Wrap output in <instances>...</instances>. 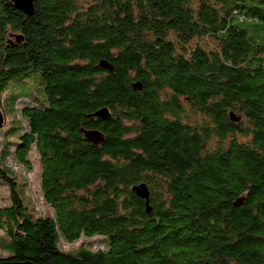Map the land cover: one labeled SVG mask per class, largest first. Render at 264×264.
Instances as JSON below:
<instances>
[{
  "label": "trees",
  "instance_id": "trees-1",
  "mask_svg": "<svg viewBox=\"0 0 264 264\" xmlns=\"http://www.w3.org/2000/svg\"><path fill=\"white\" fill-rule=\"evenodd\" d=\"M33 2L0 0V110L11 82L42 93L0 139V264H264V0ZM32 155L44 215L18 191Z\"/></svg>",
  "mask_w": 264,
  "mask_h": 264
},
{
  "label": "rangeland",
  "instance_id": "rangeland-1",
  "mask_svg": "<svg viewBox=\"0 0 264 264\" xmlns=\"http://www.w3.org/2000/svg\"><path fill=\"white\" fill-rule=\"evenodd\" d=\"M81 4H85L86 0H78ZM192 45L195 44H201L204 45L207 49L215 48L217 46V43L212 38H204L203 40H194ZM41 90L38 83V78L36 76L32 78L25 79L22 82H11L9 86L6 89L4 100H3V111L5 113V124L2 128H0V139H5L6 141L10 142H16L17 137L15 135H6V131L15 125L14 120L16 121V116L18 117V114L16 112V106L13 104V100L16 97H19V100L23 99H30L40 100L41 97ZM23 108L22 104L18 106V109L21 110ZM183 116L193 120V121H201L203 120L202 116L199 114H196L189 106L185 107ZM32 162L34 164V169L32 172L26 174L27 180L20 177V182H28L30 192L25 189V187L20 186L19 187V193L24 199L25 204L30 209V211H33L35 208L37 209V213L44 215L47 214L50 211V207H48L43 200V196L41 194L40 190V180H39V163H36L34 160V156L31 157ZM9 197L8 189L7 188H1L0 189V201L6 203L7 199ZM2 204V203H1ZM8 240V236L6 233L2 230H0V241L5 242ZM102 237H95L93 240L87 241L86 239H82L79 242L68 245L64 242L60 244L61 248L64 251H72L78 248L81 245L84 246H93L94 248H105L104 243L102 242ZM7 253L0 251V257L6 256Z\"/></svg>",
  "mask_w": 264,
  "mask_h": 264
},
{
  "label": "water",
  "instance_id": "water-1",
  "mask_svg": "<svg viewBox=\"0 0 264 264\" xmlns=\"http://www.w3.org/2000/svg\"><path fill=\"white\" fill-rule=\"evenodd\" d=\"M11 2L15 5V7L20 10L21 12L25 13L27 16H32L34 13V2L33 0H11ZM16 40L18 43L22 41V36H17ZM100 66L104 69L113 70V67L109 65L105 61L100 62ZM135 89L141 90L142 86L139 83H136L134 85ZM93 117H100L103 120H106L110 117L109 110L106 108H103L94 114H92ZM234 121H237L234 116L232 117ZM5 123V117L3 112L0 110V128L3 127ZM85 136L88 141L94 143V144H100L103 142V134L100 131L93 130V131H85ZM132 191L139 197L144 200H146V207L147 211L149 212L150 205H149V198H150V189L146 183H141L138 185L133 186Z\"/></svg>",
  "mask_w": 264,
  "mask_h": 264
}]
</instances>
